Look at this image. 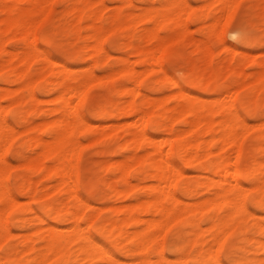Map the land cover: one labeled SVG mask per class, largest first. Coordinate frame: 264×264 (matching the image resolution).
I'll use <instances>...</instances> for the list:
<instances>
[{
	"label": "bare ground",
	"instance_id": "obj_1",
	"mask_svg": "<svg viewBox=\"0 0 264 264\" xmlns=\"http://www.w3.org/2000/svg\"><path fill=\"white\" fill-rule=\"evenodd\" d=\"M28 1L29 4H23V6L20 4L12 5L5 1L0 4V9L5 12L1 14L4 16L0 18V52L5 50L1 32L17 28L30 37H28L29 41L26 42L28 46L22 54L14 51V49L6 50L9 59L7 58L6 62L0 63V72L6 68L10 69L11 73L14 72L23 78L24 84L31 90L30 87L35 77L33 78L28 74L26 66L21 67L13 64L12 60L17 58L19 61L27 60L28 62L32 58H43L45 60V64H42V66L44 65L43 77L53 69V64H57L55 77L51 79L54 84L52 87L50 85L47 90L52 88L55 92L53 98L57 104L52 105L54 108H50L58 113L54 114L55 117H50L52 119L43 118L44 120L42 119L37 123H23L22 132L28 134L26 143L32 146L31 151H33L23 160V164H19L47 175H54L58 184L55 182L54 185H65L69 193L68 196L74 195L80 202L72 208L62 207L58 204L59 202L55 204L44 203L42 212L50 218L46 219L42 213H36L34 216L40 224L35 228L32 227V231H30L31 228L27 230L28 232L22 233L21 246L18 248L13 245L6 246L9 264H45L50 259H57L62 262L84 259L92 264H188L187 254L182 253L186 244L194 249L193 264H264V113L258 108L260 103L264 102V99L261 101V96L264 93V58L258 62L260 69H258L257 74L249 81L245 80L239 64H232V60H229L223 68L225 70H223L222 63L213 62L211 59L209 66L206 63L208 67H202L193 74L185 71L187 83L182 84L176 79L178 76L175 78L163 68L161 58L169 44L165 40H160L158 46L143 48L135 45L138 46L135 49L142 53L141 61L147 65V68L144 66L145 70L141 71L132 65L134 57L131 61L130 57L127 58L122 55L124 57H122L118 67L110 68L106 74H101L100 77L97 75L98 78L94 77L96 74H94L93 66L103 63L104 59L101 58L103 43L101 41L107 32H114L119 27L128 26L138 17L152 22L151 25L149 24L150 26H143L145 29L143 36L148 40L157 39L158 31L162 28L177 26L180 28L179 32L184 31V28L187 27L185 15L191 11L187 0H159L158 5L146 6L144 9L141 8L142 11L139 10L140 12L135 10L128 12L127 9L128 11L124 10L127 11L126 13H122L120 9H116L105 21L102 20L103 12L101 14L99 10H96V8H101L106 4L96 5H100L102 0L98 2L72 0V6H69L67 12L73 14V20L70 29H65L64 32L74 33L75 38L83 37L85 42L80 48L79 54L86 51L94 57L91 58L93 63H86L90 65H87L81 72L75 71L66 62L52 59L34 41V29L40 18L36 17V7L43 8L42 16H44L50 9L51 0ZM127 2L129 1L127 0ZM200 3L198 4L200 5ZM214 3L217 4L216 10H210V5ZM236 4L237 0H210L208 3L206 2V5L200 6L201 13L198 14V17L210 16V27H215L222 15L225 20L231 17ZM94 5L97 7L94 8ZM106 5L108 6V4ZM84 18H89L90 21L85 26L83 25L87 31L82 35L79 22ZM139 18L138 20H140ZM231 34L237 43H246L247 46L240 49L237 44H224L223 48L227 54L235 55L238 50L244 56L254 54L251 53L249 45H252L256 38L250 34L245 23L237 24ZM174 38L175 36L171 39ZM104 50L106 51V49ZM209 51L210 49L207 52ZM107 53L104 56L110 55ZM154 63L164 71L157 87L164 85L172 90L156 97L144 93L142 100H139L141 102H137L136 95L140 94V87L142 86L139 87L138 82H134L139 77L136 75L140 73L142 76L148 66L150 64L152 66ZM222 71L224 72V81L219 80ZM117 74L124 75L128 80L116 88L117 91L120 90L128 96L125 99L126 103L118 108L113 107L112 103L108 106H100L96 110V114L100 116L102 112H107L114 115L117 112L128 111L135 114L133 118L129 117V119H133L130 123L133 122L136 127L129 135V144L134 146L133 150L129 153L122 152L119 157H115L113 161L111 159V162L107 163V170L113 176L112 184H110L112 195L116 197L125 195L129 190L128 170L130 163H132L129 161L131 157L140 167L146 161L149 162V168L145 173H148L151 180L148 182L144 177L138 178L135 185L139 186L141 193L137 195L136 200L105 204L104 206L108 205L107 208L111 209L112 213L101 222L96 223L95 221L94 223L96 211L95 214H91L89 219L93 225V231H91V225L87 224L89 220L87 219L86 223L82 222L83 214L81 212L85 208L83 206H89L91 203L81 198L77 191L79 169L73 159L77 155L76 148L79 144L77 143L76 132H78V128H89L90 123L79 112L76 103L84 97L85 88L88 84L110 79ZM3 77L4 80L10 81L9 75ZM87 79L90 80L86 82ZM247 84L249 85V93L239 92L241 90L239 87H244ZM233 85L239 87L231 90ZM198 89H201L202 94L197 92ZM256 90L258 91L257 94ZM31 92L29 91V93ZM253 92H255L254 95ZM261 93L262 95H260ZM53 94L51 95L52 100ZM73 100L76 103H73ZM237 100L255 120L251 127L243 115L244 113L239 112ZM169 101L173 103H168ZM0 104V246H2L11 232L8 226L9 221L7 222L5 217L6 212L16 205L18 199L11 190L13 187L10 188L9 181L7 182L6 172L9 163L2 156V148L10 136L14 135L15 128L2 113L6 107L3 108L2 103ZM1 108L4 110L2 109V111ZM115 110L117 112H114ZM22 116L21 111L16 112V117L21 118ZM180 118L186 123V128L177 129L180 126L175 128L174 122ZM148 122L153 126V130L150 132L143 127ZM97 126L99 127V125ZM19 130L18 128L17 131ZM248 131H253L254 142L250 146L252 151L258 150L263 155L249 151L243 155L241 160L239 142L241 136ZM46 132L49 137H45ZM217 143L219 146L218 155L211 163L212 166L208 167V173L199 172L196 178L193 177V180L185 181L180 190L177 191V179L184 172L175 156H178L183 163H192L201 156L213 153L212 147ZM227 145L234 146V149L230 148L236 150L234 157L230 156L233 151L231 153L226 152L231 151L225 150ZM141 148L144 151H141ZM50 157L53 161L48 163ZM120 180L123 182V186L120 185ZM102 183L104 184L105 181L102 180ZM201 186L211 191V194L201 196V198L192 197L194 191ZM37 187L34 182L32 183L31 180H26L23 177L19 182V188L24 192L34 193L37 191ZM49 189L42 190L43 193L39 194L47 195L51 191ZM189 196L191 198L187 199ZM248 196L258 210L248 209L246 205ZM63 199L65 200V198ZM64 200H62V204L67 203ZM79 205H82V209ZM100 205L99 208L102 209L103 204ZM98 209L96 210L98 211ZM196 213L200 215L209 213L210 220L205 227L199 224L198 221L200 220L196 219ZM64 215H67L66 218H69L70 222L66 225H60ZM248 219L251 222L249 226L244 227L243 222ZM27 220L18 217L15 224L23 225ZM174 224H180V228L176 230L172 240H169V251L175 255L169 257L170 255L164 254L165 245L162 246V239L166 229ZM205 232L208 233V237H204ZM229 238L231 240L227 244L226 261L224 260L225 263H223L220 261L221 257L219 258L218 252L225 246ZM157 239L158 247L155 249L157 256L151 259L147 250ZM20 252L25 256L19 257ZM120 254L127 256L126 259L120 258ZM134 256L136 258H133ZM5 262L3 261V264ZM0 264H2L1 258Z\"/></svg>",
	"mask_w": 264,
	"mask_h": 264
},
{
	"label": "rangeland",
	"instance_id": "obj_2",
	"mask_svg": "<svg viewBox=\"0 0 264 264\" xmlns=\"http://www.w3.org/2000/svg\"><path fill=\"white\" fill-rule=\"evenodd\" d=\"M3 1H5L6 3L10 2V4L12 5L20 4L21 6H23V4L26 5L29 4L28 0H0V4ZM91 1L98 2L99 0H91ZM128 1L129 2H127V0H102L100 5L99 4L96 5L101 6L106 3L108 4V6L105 4L106 6L104 5L101 8H96V10H99L101 14L103 12L102 20L105 21L110 17L111 13L116 9H120L122 13H126L128 10H129L128 12H132L133 10H135L136 12H140L139 10L142 11V9H144L146 6H153L152 4H157V5L159 4V0H128ZM209 1L210 0H187L186 2L188 3L191 11L185 15L187 27L185 26L186 28H184V31L179 32L180 28H178L177 26L162 28L161 30L158 31L159 36L155 40L153 39L148 40L147 38L146 40L145 36H143L144 35L143 31H145L143 26L144 25L146 27L150 26L151 25L150 23L152 22L146 19H140L139 17L138 18L140 20H138V18L135 17L136 19L133 20L134 21L133 23L129 24L130 26L128 25L124 27H119L114 32H107L102 37V41H101L104 44V45L102 44V46H103V51L105 52L104 53L102 51L101 58L104 60L103 63H99L96 66L95 65L93 66L94 68L93 70L95 71L94 74H96L94 77H98V76L100 77L101 74L102 75L106 74V72H108L112 67H118L122 57L124 56H126L127 58L130 57L129 59H131V61L132 58L134 57L135 60L133 59L132 65L141 71L145 70L144 68L145 67L147 68V65L143 61H141L142 53L135 48L138 46L143 48H147L149 46H158L160 40H165L166 42H168L169 45H168V49L161 58L162 66L165 70L169 71L175 78L178 76L176 79L182 82V84L187 83V78L186 75L184 74L185 71H189L193 74L202 67H208L211 63V59L213 62L222 63L223 65L222 69L225 68L229 60L233 61V62L231 61L232 64H237V65L239 64L243 70V76L245 80L249 81L257 74L258 69H260V64L258 62L263 60L264 58V0H237V4L233 10L231 17L225 20L222 15L219 19L218 24L215 27H210L209 24L210 23L209 20L211 18L210 16L203 15L202 17H198V14L201 13L200 11L202 5L204 4L206 5V2L208 3ZM197 2L198 3L201 2L200 5ZM72 3H73L72 0H51L50 9L48 13L44 16H42V14L44 13L43 8H40L39 6L36 7V17L37 18L40 17V18L38 19L37 25L35 26L34 29V41L52 59L61 62H66L72 68H74L75 71L81 72L83 71L84 68L87 67V65L88 66L90 65L86 63H93V59L91 58L94 57L88 54V52L86 51L79 54V50L85 42V39L83 37L75 38V36H73L74 33L72 34L70 31H67L66 33L64 32L65 29H70L71 21L73 20L72 17L73 14L67 12L68 8H70L69 6H72ZM216 6H217L216 3L210 5L211 7L210 10H216ZM95 7L97 6L94 5V8ZM4 13L5 12L0 9V16H1L0 18L4 16L1 15ZM88 21H90L89 18H84L79 22L82 35L85 34L87 31L86 27L84 26ZM240 22L245 23L248 27L250 34L256 38L254 43L252 45H249L251 49V53L252 52L254 53L253 55L250 54L244 56L242 55V52L240 50H238L235 53V55H233L232 53L227 54V51H225V49L223 48L224 44H229V43L237 44V46H239L240 49L245 48V46H247L246 43L245 44L240 42L237 43V41H235L234 37L231 34L233 28L237 26V24H239ZM1 33H2L1 34L2 43L3 45H5L4 46L5 50L0 52V63L6 62L9 59L6 50L14 49V51H18L19 54L20 53L22 54L26 50L25 48H27L28 46V43L26 42L29 41L30 37L27 36L25 32L17 28H12L8 31ZM173 36H175V38L171 39ZM205 45L207 46V48ZM208 48L210 49L209 52H207L209 50ZM104 49H106V51ZM107 52L110 55L104 56V54H106ZM17 60H18L17 58L13 59L12 63L13 64L15 63L21 67L26 66L25 68L28 70V74L30 76H33V78L35 77V80L31 85L30 87L31 90H30L29 87L24 84V79L16 75V73L14 74V72L11 73L10 69L6 68L4 69L3 72H0V94H2L0 96V103H2L3 108L6 107L5 111L2 113L15 128L14 135L12 134L10 136V139L8 140V142L6 141L5 143L6 145L4 144L5 146H3L4 148H2L3 150L2 156H4V158L9 163L7 169L8 171L6 172V178H8L7 182L9 181L8 184L10 188L12 187L15 188V189L12 188L11 190L18 199L16 205L9 208L5 216L7 222L9 221L8 226L10 227L11 232L10 235L6 237L4 244L0 246V258L2 264L3 261L5 262L6 260L7 261L4 264H9V260L5 250L6 246L13 245L14 247L17 248L20 247L22 242L21 240L22 233H26L28 232L27 231L28 229H31L32 227L35 228L37 225L40 224L36 216H34L36 213H42L46 219L50 218V216L48 215L46 216V214L42 212V208L45 205L44 203L55 204L56 202H59L58 204L61 205L62 207L68 206L69 208H72L76 204H79L80 202V200L77 199L74 195L68 196L69 193L66 190L67 187L65 185L57 186L58 184L56 182V177L54 175H47L38 170L31 168L29 169V167L21 165L24 162L23 160H25L26 157L30 155V153H32L33 151V150L31 151L32 146L26 143L28 134L22 132L24 124L26 122L37 123L42 121L43 118L52 119L53 116L55 117L54 114L58 113L54 109L50 108L52 107V105L57 104V102L53 98L55 95L53 93L55 92L52 88L50 90H47V88L50 85L52 87L54 84L53 82H51V79L55 77L54 73L58 65L53 64L52 65L53 69L47 72L48 75L43 77L44 65L42 66V64H45V60L43 58H37V57L32 58L30 61L28 60L29 64L27 60H22V61L19 60L17 61ZM206 63L208 64V66ZM221 74L222 75L219 77V80L224 81L223 80L224 72L222 71ZM7 75L10 76L9 77L10 81L4 80L3 76H7ZM138 75L139 77L135 79L134 82L137 81L139 87L140 86L142 87H140V91H141L140 94L136 95L137 102H141L139 100L140 99L142 100L144 93L149 94L150 96L152 95V97H156L159 94L161 96L172 90L170 87L164 85L157 87L158 81L162 79L164 75V71L163 69L159 68L155 63L152 66L150 64L148 66V69L144 74H142V76L139 73L136 75V77ZM89 80L90 79H87L86 82ZM126 81L128 82L126 77L122 74L121 75L117 74L115 76H112L110 79H106L103 81L102 80L94 81L88 84L89 86L88 85L86 86L85 95L82 98V100H80L77 103L76 101H74L75 99L73 100V103L74 102L76 103L79 112L90 123L89 128L87 129L78 128L77 130L78 132H76L77 135L76 138L78 140L77 143L79 144H77V148H76L77 155L75 154L76 156L75 158H73L76 161L79 169V182L77 186V191L81 196V198L86 199L91 203L89 206H83L85 208H83V211H81L83 214L82 222L84 223H86L90 219L91 214H95L94 213L95 211H96L95 214L96 220H94V223L95 221L96 223H99L102 220H104L107 216H109L112 212L111 209L107 208L108 205H106V207L104 206L105 204L120 203L125 201L129 202V200L130 201L136 200L137 195H140L141 193L139 186L135 185V183L138 181V178L144 177L148 182L149 180H151L148 173H145L149 168V162L146 161L148 163L145 162L144 165L140 167L136 164L135 159L133 160V158L131 157L129 161H131L133 164L130 163L128 170V179H129L128 181L130 182V184L128 185L129 190L126 192L125 195H121L118 197L112 195V189H111L112 187L110 186V184H112L113 176L110 173V171L107 170L108 169L107 163L111 162V159L113 161L115 157L116 158L119 157L122 152L129 153L130 151L133 150L134 146L132 144H129L130 143L129 135L130 132L132 133L134 128L136 127L133 122L130 123L133 120L132 119L133 115L135 114H132L131 112L128 111L119 113L115 110L114 112H117V114L110 115L107 112L106 113L102 112L101 115L99 116L96 114V110L98 109V107L103 105L108 106L110 103H112L114 105L113 107L115 108L116 107L118 108L119 106L125 104L126 103L125 99L128 96L122 93L120 90H119L120 92L117 91L116 88H118L122 83ZM17 84H19V86H17ZM235 87L238 88L239 86L233 85L231 86V90H234ZM239 88H241L239 92L249 93L248 84L245 85L244 87H239ZM29 91L32 92L29 93ZM197 92L199 94H202L201 89L200 90L198 89ZM255 92L256 94L258 93L257 90ZM255 92H253V95ZM52 94H53L52 96L53 100L51 99ZM260 95H262V93ZM263 96L264 93L261 96L262 97L261 101H263L264 99ZM237 102L239 101L237 100ZM168 103H173V102L169 101ZM3 108H1V110ZM258 108L260 109L261 112L264 113V102L260 103ZM238 110L241 114L244 113L243 115L250 123L249 126L251 127V124H253L255 120L251 117V115L248 114V112L240 104V102L238 104ZM18 111H21L23 115L21 118L16 117V112ZM129 117H132L131 120L129 119ZM112 124H114V126H111ZM146 124H144L143 126L144 128H146L145 130L148 132L152 131L153 126L151 125V123L148 122ZM97 125H99V127ZM174 126L175 128L180 126L179 128H177L180 129V128H186L187 125L183 121V119L180 118L174 122ZM18 128L21 130V132L20 130L17 131ZM163 132H165V130H163ZM168 134L171 135V133ZM203 136H207V135H203ZM45 137H49V134L47 132L45 133ZM253 142H254L253 131H248L245 134H243V136H241L239 142V147L241 151V160L243 155L249 151L258 155H263V153L258 150L252 151L250 146H252ZM217 145L218 143L212 147L213 153L206 156H201L199 159H197L192 163H187V164L183 163L178 156H175L176 161L178 162V164L182 168V171L184 172L177 179V185H176V188L178 187L177 191L180 190L181 185H183L185 181L189 179L193 180L194 178H196V175L199 174V172L202 174L208 173L207 169H209L212 166L211 163L218 155L219 146ZM232 146L233 145H227L225 150L234 149V146L233 148ZM141 151H144V149L141 148ZM232 151L235 152L234 155H232L233 154ZM226 152L228 153L232 152L230 154V156L232 157L236 155V150L235 151L231 150ZM52 161L53 159L52 157H50L48 158L47 162L49 163ZM22 177L26 178V180L27 179L31 180L32 183L34 182V184L40 187L39 188L37 187V191L34 193L24 192L19 188V182L22 179ZM102 180L105 181L104 184L102 183ZM55 182L57 185H54ZM120 185L122 186L124 185L121 180H120ZM49 188L51 189V191L48 192L47 195L39 194V193H43L42 190H46V189L48 190ZM210 194L211 191L207 190L204 186H201L194 191L192 197L196 196L201 198V196L204 197V195L207 196ZM63 198H65V200ZM188 198H191V196L187 197V199ZM62 200H64L67 203H64L63 201L65 205L62 204L61 203ZM92 203L95 205H93ZM246 203L249 210L252 211L258 210L257 206L250 200L249 196L246 198ZM96 204L97 205L101 204L100 206H102L103 204L102 209L101 207L99 208V205H98L99 208L98 209ZM96 209H98V211ZM209 213L211 214V212ZM209 213H206L204 215H200L199 213H196L195 215L196 219L200 220L198 222L199 224H201L202 227H205L206 224H208L210 220ZM148 215L151 216V214ZM66 216L67 215H64V217L61 219L60 225H66L70 222L69 218H66ZM18 217L25 218L28 220L23 225L15 224L17 223L16 218ZM250 222H251L250 219L244 220L243 222L244 227L249 226ZM87 224L91 225L90 230L93 231L92 229L93 225L90 220L87 222ZM33 228L30 231H32ZM178 228H180V224H174L171 227L167 228L166 231L164 232L165 237L163 236L162 246L165 245L163 251L165 250L164 254L167 256L170 255L169 257L175 256L173 253L171 254V252L169 251V243L172 240L173 235ZM204 237H208L207 232H205ZM158 239L155 240L151 244L150 248L147 250V254L150 255L149 257H151V259H154L157 256V250L155 249L158 247ZM230 240L231 238L227 240L225 246L221 248L218 252V256L220 255L219 258L221 257L220 261L223 263H225L226 261L227 244L228 241ZM166 241L167 243L165 244ZM190 248L191 247L190 246L188 247V245L186 244V246H184V248L182 249V253L187 254V258H188L187 263L189 262L188 264H193L192 255L194 254V249L193 248L190 249ZM18 256L24 257L25 254L20 252ZM136 256H138V254H136ZM136 256H134L133 258H136ZM119 257L122 259H126L127 256H123V254H120ZM75 261L76 260L62 262L57 259H50L45 264H83V263L92 264L91 262L86 261L84 259H81L76 262Z\"/></svg>",
	"mask_w": 264,
	"mask_h": 264
}]
</instances>
